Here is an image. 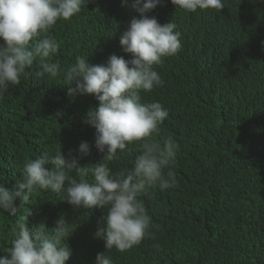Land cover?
<instances>
[{"label":"trees","instance_id":"16d2710c","mask_svg":"<svg viewBox=\"0 0 264 264\" xmlns=\"http://www.w3.org/2000/svg\"><path fill=\"white\" fill-rule=\"evenodd\" d=\"M224 2L222 11L186 13L161 0L150 14L161 24L172 19L181 33L180 52L156 68L163 86L142 94L169 111L160 137L178 145L171 166L177 185L140 197L158 227L139 246L108 252L113 264H264V3ZM136 15L122 0H90L51 30L61 46L53 59L62 69L77 56L91 64L113 54L130 59L119 39ZM38 71L34 64L0 98V182L9 189L24 163L45 152L61 148L67 157L86 141L91 154L80 165L102 159L95 130L82 123L98 102L91 96L71 100L62 78H41ZM138 154L139 145H130L110 167L129 169ZM30 212V229L41 223L51 229L61 216L71 222L68 264H95L97 253L106 251L94 237L103 211L76 210L63 194L47 192L21 205L18 215ZM14 221L7 212L0 215V248L11 246Z\"/></svg>","mask_w":264,"mask_h":264},{"label":"clouds","instance_id":"9594fccd","mask_svg":"<svg viewBox=\"0 0 264 264\" xmlns=\"http://www.w3.org/2000/svg\"><path fill=\"white\" fill-rule=\"evenodd\" d=\"M170 2L186 13L222 11L225 7L224 0ZM89 3L0 0V98L10 85H18L34 64L38 77L62 78L71 100L91 96L98 102L84 114L82 123L95 130L94 146L102 155L99 162L81 166L79 161L91 154L89 143L82 141L67 157L60 148L54 155L45 152L27 160L22 177L11 189L0 182V215L7 212L15 217L11 246L0 248V264H68L72 257L67 241L74 231L64 216L51 229L44 223L30 229L27 216L31 212L18 215L20 206L38 193L63 194L76 210L103 211L94 237L104 242L106 251L97 253L95 264H113L108 252L125 253L139 246L158 227L140 197L155 187L164 191L177 185L171 166L178 145L171 136L160 137L169 111L159 101H144L142 94L163 86L156 68L180 52L181 33L172 19L161 24L150 15L161 0H122L123 7L137 14L119 39L122 52L131 58L113 54L105 63L91 64L89 58L77 56L62 69L53 59L61 46L50 32L59 21L78 16ZM134 144L139 145V154L132 166L114 171L110 162Z\"/></svg>","mask_w":264,"mask_h":264}]
</instances>
